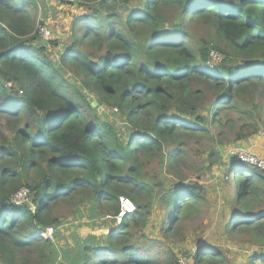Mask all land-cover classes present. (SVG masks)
Segmentation results:
<instances>
[{
	"label": "trees",
	"instance_id": "obj_1",
	"mask_svg": "<svg viewBox=\"0 0 264 264\" xmlns=\"http://www.w3.org/2000/svg\"><path fill=\"white\" fill-rule=\"evenodd\" d=\"M77 1L93 5L91 13L73 18L71 43L56 58L44 42L49 39L37 34L39 5L0 0V264H155L132 243L153 200L141 173L163 159L165 148L174 161L184 137L207 134L205 126L219 122L223 104L264 92V0ZM193 24L212 29L225 50L205 40L191 45ZM211 51L225 57L211 65ZM192 82L214 95L211 120L203 92L191 89ZM90 99L96 109H117L123 123L101 119ZM228 167L234 186H227L225 202L232 217L228 223L219 217L218 227L226 236L248 232L260 243L264 207L254 210L252 201L264 175L234 159ZM31 177L36 182H27ZM23 179L32 195L17 206L10 196ZM171 189L165 234L206 199L198 183L178 180ZM121 196L135 212L119 225L110 220L115 227L105 236L74 234L73 247L59 244L54 203L87 201L88 220H94L97 211L116 215ZM48 226L57 230L54 243L38 237ZM214 248L194 264L220 262ZM258 260L264 264V253Z\"/></svg>",
	"mask_w": 264,
	"mask_h": 264
},
{
	"label": "rangeland",
	"instance_id": "obj_2",
	"mask_svg": "<svg viewBox=\"0 0 264 264\" xmlns=\"http://www.w3.org/2000/svg\"><path fill=\"white\" fill-rule=\"evenodd\" d=\"M35 2L39 5V12H36V28L45 27L49 32L51 39L44 42L48 41L46 45H48L49 53L57 58L71 43L73 18L90 14L91 11L88 8L93 5L82 6L77 0L73 2L36 0ZM121 13L125 16L124 10ZM189 31L191 45L205 40L225 50L223 42L216 38L212 29L193 24ZM53 43L57 45H51ZM216 53L219 59L212 60L211 65L220 63L225 57L222 53ZM66 77L69 81L74 79L68 73ZM191 89L203 92L204 113L209 117L213 113L211 100H214V95L198 82H192ZM90 100H93L91 107L96 109L98 102L94 99ZM242 100L240 104L234 103L229 106L228 102L223 104L222 108H226L222 111L219 122L207 124L205 128L208 133H204L203 137H184L183 146L180 147L183 151L177 153L174 161H170L167 157L169 150L165 148L163 159L151 162L141 173L153 187V200L148 207L147 223L144 227L134 229L132 243L150 254L155 264H177L180 257L187 259L189 264H194L197 256L209 255L208 251L213 247L220 250L221 261L211 264H251L252 256L257 257L253 264H261L258 258L264 253V244H261L264 237L259 239L260 243H258L251 240V234L248 232L238 231L226 236L223 235V227H218L217 224L219 217L227 223L232 217L230 205L225 202L227 186L229 184L231 188L234 186L231 185L234 177L228 167V161L234 159L243 164L229 155V149L242 145L253 155H258L259 158L263 156L264 140L261 141L258 137L261 132L264 133V92L253 98L243 97ZM240 105L243 111L240 110ZM95 112L101 119H108L115 126L123 123L122 117L118 115L119 112L113 113L112 108L99 106ZM0 131L4 136V130L0 128ZM262 174L264 175V171ZM178 180L203 186L206 199L198 206L192 207L180 223L173 225L170 232L165 234L164 230L168 225L165 221L164 202L168 197L167 192L174 190L171 188ZM27 182L34 183L36 180L31 177ZM25 184L23 179L19 189L26 187ZM15 193L10 196V199ZM256 198L257 200L252 201L254 210L264 207V182ZM89 205L87 201L79 204L58 201L51 206L50 214L58 218L61 223L59 227L61 238L58 239L61 246L64 243L74 244L75 241H72L74 234L85 238L90 231L94 230L100 232L98 237H102L106 235L107 227H113L114 224L105 219L106 216L113 215L110 212L97 211L99 216H96L94 220H88L91 217ZM104 221L107 222L104 224ZM195 249L200 251L195 253ZM74 251H72L73 257Z\"/></svg>",
	"mask_w": 264,
	"mask_h": 264
},
{
	"label": "built area",
	"instance_id": "obj_3",
	"mask_svg": "<svg viewBox=\"0 0 264 264\" xmlns=\"http://www.w3.org/2000/svg\"><path fill=\"white\" fill-rule=\"evenodd\" d=\"M59 1H65V2H73L74 0H59ZM37 34L42 39H50L51 36L49 32L46 30L45 27H39L37 28ZM210 61L212 60H218L219 56L216 52H210L209 54ZM7 87H10V84L8 83L6 85ZM113 113L117 112V109H112ZM259 140H264V133L261 132L259 137ZM229 155L238 161L242 162L245 166H247L250 169H257L259 171H264V151L262 158H259L258 155H253L250 153V151L246 150V148L242 145H236L229 149L228 151ZM32 192L26 188L23 187L19 189L14 196L10 199V201L15 205H22L26 203H30ZM135 212V205L133 202L124 196H121L118 198V213L114 216H106V220H113L116 222L117 225H119L122 221V219L128 215ZM56 228L53 226H48L44 230L40 231L38 233V237L41 240L48 241L51 243L55 242V235H56ZM195 253L198 252V249L194 250ZM177 264H189V261L185 258H178Z\"/></svg>",
	"mask_w": 264,
	"mask_h": 264
},
{
	"label": "crops",
	"instance_id": "obj_4",
	"mask_svg": "<svg viewBox=\"0 0 264 264\" xmlns=\"http://www.w3.org/2000/svg\"><path fill=\"white\" fill-rule=\"evenodd\" d=\"M115 227V224L113 225V227L112 228H114ZM60 229V228H59ZM111 228H109V227H107V230L109 231ZM87 230V229H86ZM107 231V232H108ZM107 232H106V234H107ZM88 235H95V236H100V232H96V231H90L88 234H87V236ZM61 245V244H60ZM64 245H66L65 243H64ZM67 246H71V247H73V244L72 243H70L69 245H67ZM72 255H73V253H72Z\"/></svg>",
	"mask_w": 264,
	"mask_h": 264
},
{
	"label": "clouds",
	"instance_id": "obj_5",
	"mask_svg": "<svg viewBox=\"0 0 264 264\" xmlns=\"http://www.w3.org/2000/svg\"><path fill=\"white\" fill-rule=\"evenodd\" d=\"M34 2L36 1V0H33ZM37 3V2H36ZM37 30V29H36ZM51 39V38H50ZM10 84V83H9ZM7 87V86H6ZM8 88H11V84H10V87H8ZM243 166H244V168H246V169H248V167L247 166H245L244 164H243ZM250 169V168H249ZM261 172H263V171H261ZM134 204V203H133ZM118 213V212H117ZM134 213V212H133ZM129 215V214H128ZM112 216H114V215H112ZM200 250L198 249V252H199ZM197 252V253H198Z\"/></svg>",
	"mask_w": 264,
	"mask_h": 264
}]
</instances>
